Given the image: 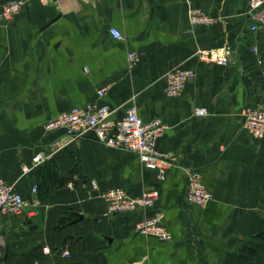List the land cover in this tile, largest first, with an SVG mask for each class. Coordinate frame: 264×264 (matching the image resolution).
<instances>
[{
    "label": "crops",
    "instance_id": "crops-1",
    "mask_svg": "<svg viewBox=\"0 0 264 264\" xmlns=\"http://www.w3.org/2000/svg\"><path fill=\"white\" fill-rule=\"evenodd\" d=\"M12 1L20 11L0 25V175L29 205L0 214V264H264L253 251L264 243V137L243 128L245 107L264 106V7L257 21L249 0H0V11ZM189 3L218 21L191 25ZM207 48L226 52L228 64L202 59ZM129 52L139 56L133 66ZM176 68L194 75L169 96ZM87 103L108 104L115 118L135 107L167 123L157 142L175 158L166 179L92 133L45 128ZM196 107L208 114L196 116ZM194 169L212 193L203 207L187 198ZM114 187L134 197L158 187L160 197L108 214L102 193ZM156 211L169 241L136 228Z\"/></svg>",
    "mask_w": 264,
    "mask_h": 264
},
{
    "label": "built area",
    "instance_id": "built-area-1",
    "mask_svg": "<svg viewBox=\"0 0 264 264\" xmlns=\"http://www.w3.org/2000/svg\"><path fill=\"white\" fill-rule=\"evenodd\" d=\"M43 3H55L60 0H40ZM22 3L12 1L0 11V25L11 21L20 11ZM264 7V0H249V14L257 21L260 10ZM188 21L191 25H210L218 21V17L206 12L204 9L195 7L191 3L187 7ZM253 31L258 25H251ZM112 36L121 40L123 35L117 28L111 29ZM202 59L212 60L226 65L229 56L226 52L207 48L200 51ZM129 64L133 66L139 56L135 52L128 53ZM194 75V70L176 68L167 73L166 93L169 96H179L188 80ZM106 88L100 89L98 94L105 97ZM196 116H205L208 110L204 107H196ZM243 128L256 138L264 137V106H246L243 112ZM49 131L61 130L71 137H79L85 133H92L103 145L112 148L125 149L138 154L141 163L148 169L156 171L157 179L164 181L168 170L175 164L172 153L163 152L158 148V139L165 133L168 124L160 118L149 121L144 120L135 107H130L121 118H115L108 104L87 103L83 106H74L68 111L60 113L57 117L45 124ZM42 160V155L34 157L35 164ZM33 191L38 192V184L34 185ZM160 197L158 187L144 191L140 196L134 197L123 187H114L102 193L107 206L108 214L133 212L147 209L155 205ZM187 198L199 206H205L212 198V193L203 183L201 173L194 169L189 172L187 182ZM29 202L14 187L0 175V214H14L24 211ZM35 207L37 201H33ZM34 209L28 211L32 214ZM138 232L158 237L162 241H169L171 234L162 222V213L156 211L149 215L145 214L136 224ZM49 252V247L43 248ZM64 256H70L69 248L62 250ZM38 264V263H36Z\"/></svg>",
    "mask_w": 264,
    "mask_h": 264
},
{
    "label": "trees",
    "instance_id": "trees-1",
    "mask_svg": "<svg viewBox=\"0 0 264 264\" xmlns=\"http://www.w3.org/2000/svg\"><path fill=\"white\" fill-rule=\"evenodd\" d=\"M253 251H256L258 253H264V243H260L253 246Z\"/></svg>",
    "mask_w": 264,
    "mask_h": 264
},
{
    "label": "water",
    "instance_id": "water-1",
    "mask_svg": "<svg viewBox=\"0 0 264 264\" xmlns=\"http://www.w3.org/2000/svg\"><path fill=\"white\" fill-rule=\"evenodd\" d=\"M99 218H104V217L99 216ZM25 223H26L27 225L30 226V229L32 228V221H31L30 219H27V220L25 221ZM3 259H4V257H3V256H0V263H1V261H2Z\"/></svg>",
    "mask_w": 264,
    "mask_h": 264
},
{
    "label": "rangeland",
    "instance_id": "rangeland-1",
    "mask_svg": "<svg viewBox=\"0 0 264 264\" xmlns=\"http://www.w3.org/2000/svg\"><path fill=\"white\" fill-rule=\"evenodd\" d=\"M1 234H2V229H0V236H1ZM10 262V261H9Z\"/></svg>",
    "mask_w": 264,
    "mask_h": 264
}]
</instances>
